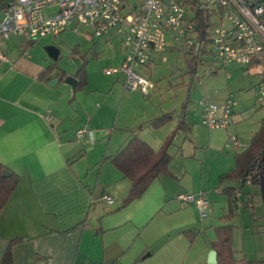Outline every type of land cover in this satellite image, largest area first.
<instances>
[{"label":"crops","instance_id":"crops-1","mask_svg":"<svg viewBox=\"0 0 264 264\" xmlns=\"http://www.w3.org/2000/svg\"><path fill=\"white\" fill-rule=\"evenodd\" d=\"M52 9L56 8L46 13L56 11ZM85 35L97 42L89 52L81 45L72 50L74 58L87 56L88 60L87 84L81 91L59 76L60 71L66 77L73 75L76 66L72 71L60 66V45L46 39L54 36L37 42L19 36L0 41L7 58L0 68V163L20 177L0 216V264L9 248L12 264H209L216 234L199 250L185 234L193 233L198 241L197 231L210 233L224 226H232L233 233L244 231L248 199L256 200L261 194L255 184L243 186L238 202L233 196L236 213L229 217L227 191L235 194L239 182L221 181L235 170L236 156L250 147L261 128L264 117L246 123L252 102L249 93L242 92L254 80L258 92L259 71L250 73L255 68L232 65L224 70L227 84L221 85L212 77L206 83L199 76L192 80L188 69L187 82L170 80L147 94L131 93L124 88V76L105 74L124 62L122 37L118 59L103 61V44L118 34L103 40ZM173 45L182 46L169 39L167 50ZM50 47L60 50L58 61L50 57ZM165 53L155 54L151 65ZM52 65L57 70L43 78ZM212 74L217 77V70ZM251 74L257 79H250ZM52 81L58 82L50 85ZM231 94L238 101L241 97L233 127L204 126L200 101L220 104ZM166 115L173 120L159 128L152 126ZM180 120L188 130L177 129ZM80 129L93 132L94 145L79 140ZM233 132L238 133L242 148L231 142ZM135 137L156 152L173 137L169 174L157 178L140 199L123 206L132 182L113 165V159ZM180 195L203 196L208 201L205 214L196 204L179 200ZM105 196L114 203L104 201ZM208 215L209 223L204 220ZM233 250L236 264L263 261L245 248L239 252L234 240Z\"/></svg>","mask_w":264,"mask_h":264},{"label":"built area","instance_id":"built-area-1","mask_svg":"<svg viewBox=\"0 0 264 264\" xmlns=\"http://www.w3.org/2000/svg\"><path fill=\"white\" fill-rule=\"evenodd\" d=\"M51 7L56 11L46 13ZM201 13L208 20V54L213 64L225 71L232 65L258 68L257 102L264 108V0H7L0 19V41L19 36L37 42L68 31L79 33L81 26L90 28L91 32L84 34L101 40L116 33L122 37L125 59L120 66L106 69L105 74L122 75L126 91L147 94L156 85L138 69L150 66L155 54L165 53L169 39L189 50L197 46L199 52L197 18ZM6 61L0 47V68ZM200 106L204 126L227 130L233 124L238 100L231 94L222 104L203 99ZM78 138L94 145L91 131L80 129ZM230 140L238 148L244 146L235 135ZM262 160L259 158L248 176L238 181L235 202L242 187L252 185L261 175ZM103 200L114 203L108 196ZM179 200L196 204L203 214L207 210L208 201L203 196L180 195Z\"/></svg>","mask_w":264,"mask_h":264},{"label":"trees","instance_id":"trees-1","mask_svg":"<svg viewBox=\"0 0 264 264\" xmlns=\"http://www.w3.org/2000/svg\"><path fill=\"white\" fill-rule=\"evenodd\" d=\"M6 2L7 0H0V10H4L6 8ZM197 20L200 28V37L198 40V44L201 45V48L198 52L197 46L192 47V49L189 51L192 59L186 61L189 73L192 76V80H195L198 76L199 61L201 57L207 53V46L209 44L208 20L202 13L198 15ZM74 55H76V51H74ZM82 60L83 69L78 75L79 84L77 87V91L83 90V88L87 84V56ZM57 68V65L50 66L43 72L42 77L45 78L53 74L57 70ZM59 76L64 80L66 78V73L64 71H60ZM172 120V115H166L155 121L152 126L155 128H159ZM177 129L188 130L187 125L182 120L179 121ZM172 138L173 137L169 138L163 148L159 152H156L148 143H146L139 137H135L130 141L127 147L113 159V165L132 182L129 197L124 202L123 206H126L129 203L140 199L157 178L162 175L169 174L168 167L171 162V157L168 154V148L170 146ZM263 155L264 119L261 121V128L252 139L250 147L243 153L236 156L235 170L230 174L223 176L221 178V181L223 182L227 179L240 181L241 179L246 178L250 173L252 166L259 158H263ZM6 172H9L10 175L6 176ZM19 182L20 177L0 163V216L14 191L16 190ZM260 182L261 179L259 175L254 178L253 184L260 187ZM227 192V195L229 196L231 201L229 217H232L236 213L235 207L232 204L234 192L229 190ZM215 233L217 236V241L212 244V247L218 254V264H236L235 252L233 250V227H220L215 230ZM17 242L19 241H13L12 244H15ZM2 264H12L11 248L7 250Z\"/></svg>","mask_w":264,"mask_h":264},{"label":"rangeland","instance_id":"rangeland-1","mask_svg":"<svg viewBox=\"0 0 264 264\" xmlns=\"http://www.w3.org/2000/svg\"><path fill=\"white\" fill-rule=\"evenodd\" d=\"M52 10H56V9H52ZM90 32L91 31L89 27L81 26L79 33L69 31L57 38L55 37L46 38L60 45L62 49V56L60 58L59 64L60 66H62V68L69 69L70 71L73 70V67H75V64L73 61L75 56H74V51L72 50L78 45H81L82 46L81 48L83 50H86L85 52H89L91 51V49L94 48V45L97 42V40H95L92 37L91 38L87 37L84 34V33H90ZM120 40H121V36L118 35L112 38V41H110L109 43L103 44V47H102L104 51L103 54L106 56L103 59V61L104 60L105 61H109V60L116 61L118 59V57H116L115 55L121 49V45L119 42ZM207 49H208L207 53L203 55L199 61L198 79H202V82L206 83L210 79V77H212L215 79L216 83L221 84V85H226L227 78L225 76L224 70H222L219 66L213 64L212 58L210 54H208L210 45L207 46ZM189 51L190 50L184 46H180V45L174 46L173 45V47H170L167 50L165 55L163 56L157 55L155 57L157 58V60L154 61L151 67L149 68L147 67L148 70H144V71L138 70V73L144 76L146 79L150 80L154 85H156V90H158L163 85H169L170 80H174V83L176 84L182 83L184 80L185 82H187L185 78L187 76V71H188V66H187L186 61L192 59V56L189 54L190 53ZM163 58H166V59L164 60ZM96 68L98 67L96 66ZM213 70H217V74H218L217 77L212 76ZM250 71H251L250 73H255V72L257 73L259 69L255 68ZM249 78L253 80V79H257V76H255V74H251ZM254 83H255V80H254ZM254 83L253 85H251L249 90L242 91L244 94L249 93V98L252 102V104H249L247 108L250 110V112L247 115L248 118H247L246 123L251 120L255 122L254 118H256L257 116H259V118L264 117V108L260 107L256 99L257 93L255 92ZM179 96L181 97L182 93L179 94ZM239 101H241V97L239 98ZM239 101H238V104H239ZM254 126H256V129L259 128V123ZM231 127H233V125ZM233 133L236 134L235 136L238 135V133L236 132H233ZM260 196L261 194L258 193V197L256 200L254 199L252 201L250 198L248 199V204L246 205L245 210H243L244 211V221H245L244 222L245 225L243 228L244 231L237 230L233 233L234 247L239 252L242 253L243 248H245L247 252L250 253L251 256L256 257V260L260 258L259 256H262L263 261L262 262L255 261L256 263L254 264H264V204L262 201V197ZM210 218L211 216H209L208 218L204 220L207 223H209ZM213 233H215L214 230L212 232L210 231V233L209 231H197L196 234H201L198 241L197 239L195 241V237H194L195 235L191 232L188 234L186 233L185 236L188 238V240L192 244H196L195 249L199 250V249H202L206 244H210V242L214 238ZM209 234H211L212 236H209ZM239 264H242V263H239Z\"/></svg>","mask_w":264,"mask_h":264},{"label":"water","instance_id":"water-1","mask_svg":"<svg viewBox=\"0 0 264 264\" xmlns=\"http://www.w3.org/2000/svg\"><path fill=\"white\" fill-rule=\"evenodd\" d=\"M49 55L50 57L54 60V61H58L59 56H60V50L57 47H50L48 49ZM74 64L76 66V70L75 73L71 76H68L64 79V82L68 85H71L72 87H74L75 89H77V85H78V75L80 73V71L83 69V61L81 58H74L73 59ZM58 81H52L50 83V85H52L53 83L57 84ZM263 165H262V173L260 175V179H261V194H262V198H263V202H264V155H263ZM10 173L6 172V176H9ZM209 264H218V254L216 251H213L212 254L210 255V259H209Z\"/></svg>","mask_w":264,"mask_h":264}]
</instances>
